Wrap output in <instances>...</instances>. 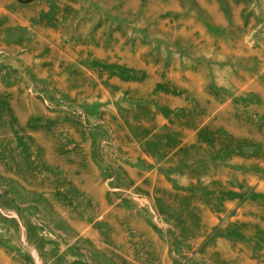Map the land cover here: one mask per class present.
Returning a JSON list of instances; mask_svg holds the SVG:
<instances>
[{
	"label": "rangeland",
	"instance_id": "rangeland-1",
	"mask_svg": "<svg viewBox=\"0 0 264 264\" xmlns=\"http://www.w3.org/2000/svg\"><path fill=\"white\" fill-rule=\"evenodd\" d=\"M0 264H264V0H0Z\"/></svg>",
	"mask_w": 264,
	"mask_h": 264
}]
</instances>
